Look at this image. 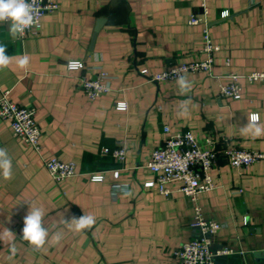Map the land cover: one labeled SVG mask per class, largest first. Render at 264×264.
<instances>
[{
    "label": "crops",
    "instance_id": "crops-1",
    "mask_svg": "<svg viewBox=\"0 0 264 264\" xmlns=\"http://www.w3.org/2000/svg\"><path fill=\"white\" fill-rule=\"evenodd\" d=\"M60 8L41 19L36 37L11 36L0 23V44L12 63L0 70V98L36 109L42 155L14 137L0 118V148L13 164L10 180L0 178V231L14 235L16 252L0 242V264H177L173 253L197 236L194 207L173 184L171 197L146 187L152 151L171 134L191 131L199 140L215 139L220 148L236 146L264 152V136L241 133L248 115L264 125V86L248 85L240 100L220 95L229 73L264 71V0H57ZM203 5L207 7L204 10ZM206 13V15H205ZM192 16L203 23L190 25ZM104 20L92 45L98 22ZM220 48L211 74H186L191 89L181 94L174 82H148L140 71L160 73L204 60V31ZM29 56L21 69L16 57ZM230 60V66L226 60ZM69 62L82 68L69 71ZM111 76L112 91L89 100L81 79L99 70ZM188 101L187 115H177ZM125 102L127 110L116 104ZM124 146L126 160L102 156V148ZM74 163L76 175L56 184L44 160ZM215 189L198 205L222 229L213 251L232 254L215 264H264V163L233 168L223 155L210 170ZM103 176L101 182L92 176ZM32 207L44 211L46 244L35 249L22 239L24 217ZM92 215L96 223L82 232L65 224ZM59 232V243L52 240Z\"/></svg>",
    "mask_w": 264,
    "mask_h": 264
},
{
    "label": "built area",
    "instance_id": "built-area-1",
    "mask_svg": "<svg viewBox=\"0 0 264 264\" xmlns=\"http://www.w3.org/2000/svg\"><path fill=\"white\" fill-rule=\"evenodd\" d=\"M38 11L35 15L37 21L33 27L25 30L20 39L36 37L40 33L41 19L49 13L56 12L60 6L57 0H28ZM204 10L207 7L203 5ZM206 15V13H205ZM205 22L204 18L192 16L190 25H198ZM10 24L9 22H5ZM204 48L202 53L206 54L204 60H194L167 69L160 73L151 74L147 69L140 71V74L152 83H166L177 81L178 76L186 74H211L214 66V55L220 48L213 43L208 30L204 31ZM69 71H77L82 68L81 62H75L74 67H69ZM226 65L230 66V60H226ZM229 82L221 85L220 95L229 100H240L243 95L244 85H263L264 71L252 72L247 75H240L235 72L229 73ZM79 87L89 100H96L108 95L111 89V76L99 70L93 78L81 79ZM125 102L116 104L119 111L127 110ZM34 107H23L9 98V91L3 92L0 98V118L10 123L13 135L21 140L34 152L42 155V131L36 118ZM164 133L168 136L163 144L154 149L151 158L147 163L148 170L153 175V180L145 184L149 188H157L160 194L171 197L175 190L171 189L173 184H180L177 192L182 193L194 207V220L191 227L197 231V236L177 248L173 256L177 264H215V258L232 254L231 250L222 249L213 251L212 246L222 226L217 221L205 219L201 207L198 205V198L201 194L211 192L215 189V184L210 170L218 161L219 155H223L229 165L233 168H250L254 165L264 163V152L249 150L236 146H226L223 149L215 139L199 140L191 131H181L171 134L169 126H164ZM102 156H110L118 163L126 160L127 150L124 146L116 148H102ZM44 165L51 179L60 184L62 181L75 176L76 166L74 163H65L57 158L44 160ZM94 182H101L103 176H92Z\"/></svg>",
    "mask_w": 264,
    "mask_h": 264
},
{
    "label": "clouds",
    "instance_id": "clouds-1",
    "mask_svg": "<svg viewBox=\"0 0 264 264\" xmlns=\"http://www.w3.org/2000/svg\"><path fill=\"white\" fill-rule=\"evenodd\" d=\"M37 9L28 2V0H0V23L9 22V33L12 37L17 35L23 36L25 30L34 26L37 23L35 15ZM14 57L6 54V46L0 44V70L7 68L13 61ZM16 64L19 68L25 69L29 65V56L24 54L16 57ZM75 62H70L69 67H74ZM176 83L179 86L180 93L186 94L191 89V84L186 76H178ZM188 101L181 103V111L178 116L187 115ZM248 123L241 127V133L250 136L252 139L264 136V125L259 123V114L251 113L248 115ZM13 175L12 159L5 148H0V178L10 180ZM44 211L40 207H32L24 217V227L22 229V239L27 241L35 249L42 248L48 241L49 232L44 226ZM96 223L95 217L92 215H82L79 218H73L70 221H65L64 224L74 232H82L85 229H91ZM14 233L7 227L0 231V242L9 245L10 252L14 255L16 247L14 244ZM62 235L57 232L53 234L52 240L54 243H59Z\"/></svg>",
    "mask_w": 264,
    "mask_h": 264
},
{
    "label": "water",
    "instance_id": "water-1",
    "mask_svg": "<svg viewBox=\"0 0 264 264\" xmlns=\"http://www.w3.org/2000/svg\"><path fill=\"white\" fill-rule=\"evenodd\" d=\"M103 22H104V20H100L98 22V25H97L96 30H95V33H94L92 45H93V43H94V41H95V39L97 37V33L99 32V29L102 27Z\"/></svg>",
    "mask_w": 264,
    "mask_h": 264
}]
</instances>
